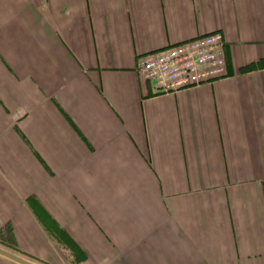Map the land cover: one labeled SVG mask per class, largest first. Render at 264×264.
<instances>
[{"label":"crops","instance_id":"0c3cea01","mask_svg":"<svg viewBox=\"0 0 264 264\" xmlns=\"http://www.w3.org/2000/svg\"><path fill=\"white\" fill-rule=\"evenodd\" d=\"M215 30L220 78L156 92L136 68ZM0 248L264 264V0H0Z\"/></svg>","mask_w":264,"mask_h":264},{"label":"built area","instance_id":"2783aa9c","mask_svg":"<svg viewBox=\"0 0 264 264\" xmlns=\"http://www.w3.org/2000/svg\"><path fill=\"white\" fill-rule=\"evenodd\" d=\"M136 68L159 92L209 83L226 74L223 34L211 31L141 55Z\"/></svg>","mask_w":264,"mask_h":264},{"label":"water","instance_id":"95a60500","mask_svg":"<svg viewBox=\"0 0 264 264\" xmlns=\"http://www.w3.org/2000/svg\"><path fill=\"white\" fill-rule=\"evenodd\" d=\"M151 83L154 85V81H151ZM156 92H159V91L156 90ZM0 254L5 255V256H7V257H9L15 261L22 263V264H34V263H32V262H30V261H28L22 257L14 255V254L10 253L9 251H6L2 248H0Z\"/></svg>","mask_w":264,"mask_h":264}]
</instances>
